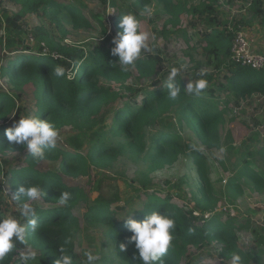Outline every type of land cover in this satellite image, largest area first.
<instances>
[{"label": "trees", "instance_id": "1", "mask_svg": "<svg viewBox=\"0 0 264 264\" xmlns=\"http://www.w3.org/2000/svg\"><path fill=\"white\" fill-rule=\"evenodd\" d=\"M4 1L18 7L19 10L12 16L6 11L0 14V25H3L6 31L0 37V48L3 46L4 52H7V57H2L0 51V79L7 80L12 91L8 94L0 90V122L5 123L10 117L18 120L25 111L22 96L26 92L33 94L32 115L48 119L59 130L70 125L76 132V136L69 139L64 147L46 149L45 158L37 161L22 145L10 144L7 141L5 130L11 126L0 125V152L10 150L23 153L25 156L26 166L12 169L5 176L9 177L8 188L13 196L22 185L38 184L46 192L42 200L54 206L45 211L34 206L39 221L34 231L31 229L28 231L29 244L37 252L34 264H55L61 247L73 256L74 264H79L77 257L72 254V239L79 231V222L73 217L72 211L78 200L83 198V193L78 188L66 186L67 179L87 176L91 168L106 167L121 157H127L129 160L141 157L150 163L148 169L149 172H153L173 165L187 152L197 180L196 191L192 192L194 208L184 210L171 203L170 195L160 198L155 192L149 193L152 189V182L149 180L140 182L145 202H141L138 196L128 198L124 201V208L129 209L127 212H124V209L114 213L111 211L112 205L119 200L115 194L109 201L102 200L100 194L93 201V205L87 208L84 221L102 228L101 242L95 248L99 257L95 264H141L135 255L134 244L128 243L131 233L126 227V221L128 218L143 220L153 211L168 214L176 221L172 245L158 264H180L190 247L199 249L212 242L221 244V255L227 259L231 260V253L236 251L242 257L241 264H247L252 252H243L238 247L236 230H240L241 227L235 226L233 218H229L225 223L218 222L217 215L208 220L204 219L205 213L214 211L218 198L209 178L204 154L198 151L196 145L186 143L180 133L185 129L189 130L205 148L219 149V127L225 124L226 114L230 113L227 109L228 104L250 100L254 95L264 96V74L234 65L229 61L231 42L237 27L253 25L256 19L264 22V0H246L251 19L231 27L226 22L221 23L218 20L211 4L201 2L197 6L187 8L182 0H155L162 14L168 18L165 28L178 29L183 14H190L203 22L207 27L201 38L205 44L201 53L205 63H195L196 78H200L197 73L203 66L213 65L216 73L203 77L207 79L208 87L200 96L184 91L183 83L177 79L181 93L175 100L169 98L165 84L160 90L137 89L130 101L121 103L115 109H109L111 88L104 82H115L124 86L131 77L132 69L137 71L139 80L145 78L147 74L153 75L161 63L158 55L152 56L142 52L135 66L124 70L118 64V58L110 55V50L114 47L111 44L112 38L105 37L99 44L85 51L76 45L55 44L49 32L43 27L33 31V35L40 38V42L47 46L49 53L44 51V45L41 47L38 45L34 54H24L23 51L29 49L22 45V39L19 37L21 27L18 22L26 15H40L51 24H55L63 35L65 31L62 30V24H67L74 30L89 29L91 24L82 14V7L63 5L58 0ZM124 2L126 9L119 12L115 19L114 28L117 33L121 31L119 23L122 15L131 13L140 19L136 9L146 8L150 4L149 0ZM114 5L112 0L111 6ZM185 39L186 43L187 38ZM57 65L68 70L65 77L55 75ZM69 75L71 79L67 78ZM216 93L219 94L218 97H215ZM221 94H230L234 100L219 103L218 100L223 97ZM169 114H172L174 119L173 128L167 127L164 123ZM230 140L231 137L227 134L226 142ZM227 149L233 150L228 144ZM241 153L237 150L238 158ZM242 156L245 159L259 156L261 159L264 156V149L256 154L243 153ZM47 160L58 162L56 172L41 173L35 170L37 162ZM261 161L263 164L264 158ZM239 162L238 160L234 168L240 164ZM242 163L246 169L239 174L247 177L254 191L258 193L264 191V172L258 173L250 169L246 160ZM221 166L224 168V164L221 163ZM1 173L0 163V175ZM232 174L227 179L225 187L228 190L240 191L242 176L238 173ZM64 191L72 194L67 206L60 205L58 200L59 194ZM133 199L136 201H132ZM196 212L200 214V218L194 216ZM122 243L127 244V251L120 250ZM17 248L22 249L23 246L17 245ZM17 259L18 253H13V256L6 258L5 264H18Z\"/></svg>", "mask_w": 264, "mask_h": 264}, {"label": "rangeland", "instance_id": "2", "mask_svg": "<svg viewBox=\"0 0 264 264\" xmlns=\"http://www.w3.org/2000/svg\"><path fill=\"white\" fill-rule=\"evenodd\" d=\"M58 1L63 5L82 7L81 12L89 20L91 28L74 30L71 26L62 24V30L65 31V35H63L60 32L61 30L56 28L55 24H51L40 15H26L18 22L21 27L19 37L22 39V45L29 49L28 51H23L24 54H34L37 48L43 45L44 51L49 53L47 46L40 42V38L33 35V31L39 27L46 29L53 38L54 43L59 46L76 45L82 47L85 51H89L91 47L99 44L105 37L113 38L116 36L117 31L114 28L115 19L119 12L126 9L124 0H113L114 6H111L112 0ZM126 1L129 3L134 2V0ZM149 1L150 4L146 8L139 7L136 10L141 20V30L149 33L148 44L153 48L152 52L145 53L152 56L158 55L161 63L157 66L153 75L147 74L141 80H139L137 71L132 69L131 77L124 86L115 82H104L111 88V98L108 100L109 109L118 108L121 103L130 101L137 89L144 91L162 89L166 84L170 68L179 67L181 64L187 66L186 71L182 72L177 79L186 87L189 81L197 79L195 63H205V60L201 56L202 47L205 44L201 41V38L202 34L206 32L207 27L203 22L196 17H192L190 14H183L180 17L178 29L165 28L168 18L162 14L155 0ZM182 1L186 3L187 8L197 6L201 2L213 5L218 20L221 23L226 22L229 27L240 25L239 23H244L251 19L246 7V0H216L214 3L211 2L212 0ZM18 10V7L0 0V14L2 11H6L8 15L12 16ZM260 20L256 19L253 25L250 26L248 24H245V26L240 25L242 28L253 27L252 30L250 28L247 30L243 28V30L249 33L254 42L256 38L261 39L264 37V28L257 26L260 24ZM182 31L186 33L183 34ZM165 32L169 34L165 35ZM5 33L4 26L0 25V37ZM153 35L156 37L154 40L152 39ZM185 38H187L186 43ZM187 46L189 47L188 50L186 49ZM19 49L21 50V48ZM0 51L2 57H7V52H4L3 46L0 48ZM202 68L206 70L208 75L216 73L213 65L203 66ZM219 77L221 76L219 75ZM0 90L4 93H12L11 87L5 79H0ZM218 95L216 93L215 97H218ZM221 95L223 97H221V100H218L219 103L234 100L230 94ZM22 97L25 111L20 117L32 115L33 94L25 92ZM233 104L229 103L227 109ZM14 121L15 119L10 117L7 122H0V125L6 124L12 126ZM164 123L169 128L175 127L172 114L166 116ZM257 133H260L264 137V103L262 101L246 103L238 112V115H235L232 111L226 114L225 124L219 127V149L209 150L205 148L197 140L194 133L189 130L185 129L184 132L180 133L186 143L196 145L198 151L204 154L209 169V178L213 185L214 193L218 198L213 215H218L217 221L220 223L228 221L230 214L235 215V217H232V221L235 222L237 228L241 227L240 230H236L237 245L243 252H252L247 264H264V228L255 226L256 223L264 224V191L259 193L254 191L253 185L247 177L239 174L246 169L242 163L245 160L249 162L250 169H254L258 173L264 172V161L263 164L261 161L264 156L261 159L259 156H256L254 159L253 157L245 159L242 156L243 153L256 154L261 149H264V138H261L260 134L257 137ZM227 134L231 137L230 142H226ZM60 135L61 139L57 141L56 145L58 148L64 147L69 139L76 136V132L72 126L66 125L60 130ZM255 135L256 138H254ZM252 140L255 141L252 142ZM227 144L233 150L228 151ZM237 150L242 152L239 158ZM187 155L188 152L180 156L173 165L153 172H149L148 167L150 163L148 164L141 157L135 160L121 157L106 167L99 169L91 168L87 176L77 179H67L65 181L66 186L78 188L83 193V198L78 200L72 211L73 217L79 222V231L72 239V254L77 257L79 264H84L83 253L85 251L91 249L97 255L95 248L101 242L102 228L84 221L87 208L93 205V201L100 194L102 195V200L105 201H109L114 194L117 195L119 200L115 205H112L111 211L114 213L118 212L119 209H124V212H127L129 209L124 208V201L128 198L138 196L141 202H145L146 198L141 192L140 182L149 180L152 182V189L149 193L155 192L160 198L170 195L172 199L171 203L178 208H183L184 210L194 208L192 192L196 191L197 180L195 170L189 163ZM242 159L244 160L241 162ZM238 160L240 164L234 168ZM0 163L2 169L0 175V204L7 202L5 208H0V211L7 210L8 208L9 210L11 208L14 209V207L18 208V204L13 200L14 196L8 188L9 177L5 176L12 169L25 167V156L23 153L2 150L0 152ZM221 163L224 164V168L221 166ZM259 165L262 166L259 167ZM34 168L41 173L47 171L56 172L58 170V162L49 160L37 162ZM232 172L242 176L240 191L237 189L228 190L225 187L227 179L233 175ZM58 174L61 175L60 173ZM132 201L136 200L133 199ZM32 203L35 207L44 211L54 207L43 200ZM223 209H226V214L223 212ZM219 210L222 213L218 214ZM221 247V244L217 242H212L210 245L199 249L190 247L180 264H231V260L221 255ZM256 249H258L260 254L255 253Z\"/></svg>", "mask_w": 264, "mask_h": 264}, {"label": "clouds", "instance_id": "3", "mask_svg": "<svg viewBox=\"0 0 264 264\" xmlns=\"http://www.w3.org/2000/svg\"><path fill=\"white\" fill-rule=\"evenodd\" d=\"M119 31L111 40L114 47L110 55L118 58V64L124 70L135 66V62L141 57L142 52H152L148 44L149 33L141 30V20L135 14H124L121 16ZM152 39H156L155 35ZM186 65L171 67L167 76L166 87L168 96L175 100L181 93L177 77L186 71ZM57 77H65L68 71L65 67H55ZM198 79L189 81L184 91L195 96H200L208 87L206 70L201 69L197 73ZM67 78L71 79V75ZM5 136L10 144L22 145L34 160L40 161L45 158L46 149L55 148L57 141L61 139L60 130L48 119H40L39 116L25 115L12 126L5 130ZM46 196L45 190L38 184L22 185L18 188L13 200L17 202L18 208L0 211V264H5L6 258L18 253V264H34L37 252L32 249L28 241L29 229L35 230L38 225L39 215L32 202L41 201ZM72 194L64 191L59 194L60 205L67 206ZM7 202L0 204L5 208ZM126 227L131 233L128 238L129 244H134L135 255L141 264H158L160 258L166 254L174 240L176 221L168 214H160L153 211L146 215L143 220L128 218ZM17 245H22L18 249ZM127 244H121L120 250L127 251ZM60 255L55 264H74L73 256L64 247L59 249ZM98 256L93 250L83 253L84 264H95ZM241 255L234 251L231 253V264H241Z\"/></svg>", "mask_w": 264, "mask_h": 264}, {"label": "built area", "instance_id": "4", "mask_svg": "<svg viewBox=\"0 0 264 264\" xmlns=\"http://www.w3.org/2000/svg\"><path fill=\"white\" fill-rule=\"evenodd\" d=\"M248 6L249 4L246 5V7ZM253 44H254V40L252 37H250L249 33L247 31H244L241 26H238L236 31H234V37L231 42L229 61L230 63L234 65H238L241 67H247L257 72H262L264 74V54H259L255 52L253 50ZM188 48L189 47L187 46L186 49ZM255 101H262V103H264V96L254 95L251 97L250 100L240 101L238 104L231 103L233 105L229 106L228 111L230 112L232 111L233 113H235V115H238V112L241 110V108L246 103L247 104L251 102L254 103ZM261 138H264V137H262L261 135ZM213 212L205 213L203 215L204 219L208 220L212 218L213 216H215L213 215ZM223 212L225 213L226 209H223ZM219 213H222L221 210H219L218 214ZM194 216L197 218H200V214L197 212L194 213ZM232 217H235V215L230 214V218ZM255 226L264 228L263 223H256Z\"/></svg>", "mask_w": 264, "mask_h": 264}, {"label": "crops", "instance_id": "5", "mask_svg": "<svg viewBox=\"0 0 264 264\" xmlns=\"http://www.w3.org/2000/svg\"><path fill=\"white\" fill-rule=\"evenodd\" d=\"M257 26H259V27H263V28H264V22L260 21V24L257 25ZM254 27H255V26H254ZM246 29H248V28H246ZM250 29L252 30L253 27L250 28ZM253 50H254L255 52L259 53V54H264V37L261 38V39H258V38L255 39V42H254V45H253ZM259 134H260V133H259ZM260 137H261V134H260ZM255 253H256V254H260V252H258V249L255 250ZM256 258H257V257H256Z\"/></svg>", "mask_w": 264, "mask_h": 264}]
</instances>
